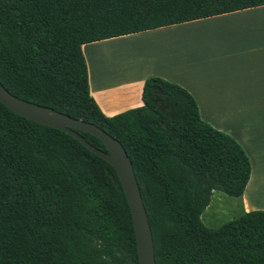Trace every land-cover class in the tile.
<instances>
[{"label": "trees", "instance_id": "obj_1", "mask_svg": "<svg viewBox=\"0 0 264 264\" xmlns=\"http://www.w3.org/2000/svg\"><path fill=\"white\" fill-rule=\"evenodd\" d=\"M264 5V0H0V83L11 94L96 125L125 149L152 232L155 264H264V211L217 229L212 193L241 197L250 160L201 119L190 93L144 81L142 106L105 116L82 47ZM107 151L96 136L76 130ZM0 264H139L131 211L113 166L74 137L0 101Z\"/></svg>", "mask_w": 264, "mask_h": 264}, {"label": "crops", "instance_id": "obj_2", "mask_svg": "<svg viewBox=\"0 0 264 264\" xmlns=\"http://www.w3.org/2000/svg\"><path fill=\"white\" fill-rule=\"evenodd\" d=\"M205 23L221 26L215 34L209 33L213 40L207 43L202 37L201 41L183 42L181 36L190 32L176 30L181 35L175 39L180 45L171 53L176 61L160 68L142 70L137 63L119 71L122 60L114 48L129 46L121 42L126 39L123 36L84 45L89 92L102 113L112 117L142 106L143 84L149 77H161L184 88L194 98L201 119L236 140L250 160L251 175L240 197L241 212L264 211V5L159 30ZM191 33L199 34L198 30ZM92 45L113 49L111 61L96 65L95 70L92 57L86 54ZM147 50L150 56L159 54L156 46ZM165 52L162 45L160 53Z\"/></svg>", "mask_w": 264, "mask_h": 264}, {"label": "water", "instance_id": "obj_3", "mask_svg": "<svg viewBox=\"0 0 264 264\" xmlns=\"http://www.w3.org/2000/svg\"><path fill=\"white\" fill-rule=\"evenodd\" d=\"M0 101L14 114L35 123L58 129L74 137L91 152L113 166L131 211L139 264H155L153 238L147 213L132 163L122 144L94 124L74 119L52 108L23 100L11 94L1 83ZM76 130L92 134L99 138L107 151L97 149L90 145Z\"/></svg>", "mask_w": 264, "mask_h": 264}, {"label": "rangeland", "instance_id": "obj_4", "mask_svg": "<svg viewBox=\"0 0 264 264\" xmlns=\"http://www.w3.org/2000/svg\"><path fill=\"white\" fill-rule=\"evenodd\" d=\"M220 27L221 26L218 24L208 25V23H205V25H201V26L200 24L183 25L180 27H173V29H163V30L158 29L155 30V32L146 31L134 35L123 36L121 38H126V39H122L121 42L127 43L129 46L128 47L122 46L119 49H117V47L114 48L116 55H118L120 57V60H122L120 62L122 65L120 66L119 71L129 69L130 66H133L134 64L137 63H138V68L142 70L150 66H156L157 68L158 67L160 68L161 66H165L167 64L172 65L175 63L176 60L171 53L173 51L175 53L179 44L177 43V41L175 42V39L177 36H181L176 30H179V32L181 30L190 32L189 34H184L183 36H181V38L179 39L180 41L193 42V39H197L201 41L203 37L206 40V42L209 43L213 40L212 36H210L209 33L215 34ZM193 30H198L199 34L191 33ZM200 30L205 32L202 33ZM162 45L165 47V51H166L165 53H160ZM154 46H156L159 50V54L156 55L155 57L150 56L149 54L150 50H147V49H153ZM105 47L107 46L103 47L99 45H92L91 47H88L86 49V54L90 56V58L92 57L90 61L94 70L96 68V65L102 66L105 64V62L109 63L111 61L110 58L111 56H113L112 55L113 49H103V50L99 49ZM184 61L187 62L188 59L185 58ZM232 120H236V119L233 117ZM241 211L242 210H241L240 197H232L225 194L224 192L214 191L212 193L209 205L206 207V209L201 215V222L208 229H217L233 221L238 215L242 213Z\"/></svg>", "mask_w": 264, "mask_h": 264}]
</instances>
